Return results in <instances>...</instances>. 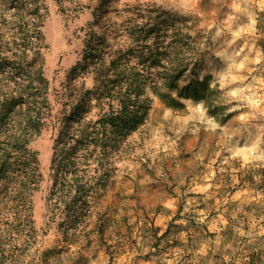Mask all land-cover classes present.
Wrapping results in <instances>:
<instances>
[{
	"label": "rangeland",
	"instance_id": "obj_1",
	"mask_svg": "<svg viewBox=\"0 0 264 264\" xmlns=\"http://www.w3.org/2000/svg\"><path fill=\"white\" fill-rule=\"evenodd\" d=\"M9 1L0 0V58L8 59ZM39 1L50 122L32 142L42 175L26 197L6 192L18 183H0V264H264V0ZM186 27L191 57L177 88L206 79L217 95L205 103L159 84L182 102L172 106L146 83L145 116L116 149L103 148V112L84 93L95 67L124 55L137 34L163 47ZM134 51L122 60L129 66ZM10 70L1 65L0 77ZM80 98L74 133L59 144L75 149L54 184L53 144ZM90 120L97 128L84 140L78 129ZM99 167L110 172L103 182ZM25 202V213L7 208Z\"/></svg>",
	"mask_w": 264,
	"mask_h": 264
},
{
	"label": "trees",
	"instance_id": "obj_2",
	"mask_svg": "<svg viewBox=\"0 0 264 264\" xmlns=\"http://www.w3.org/2000/svg\"><path fill=\"white\" fill-rule=\"evenodd\" d=\"M8 6L14 8L11 15L16 19L9 21L15 28L8 46L12 58H0V66L11 68L9 73L0 77V131H3L4 135V138L0 139V183H18L17 187L9 185L5 187L6 192L18 193L21 198H25L26 193L31 190L29 183L39 180L42 175L38 152L33 148L32 142L50 122L48 115L51 108L46 96L48 82L44 75L41 54L45 47V37L40 11L42 6L39 0H10ZM186 29L183 32H176V37L179 38L163 47L160 46L161 41L157 40V36H154L153 40L150 38V32L147 35L137 34L127 49L132 52L135 50L137 56L135 65L129 66L127 59L122 61L128 54L126 50L124 55L111 58L108 63L102 60L95 67L93 70L95 84L84 93L95 94L96 103L103 112L98 120L105 135L104 141L100 142L103 148L108 146L116 149L124 130L134 127L145 116L148 107L145 106L141 94L146 83L150 84L152 91L162 101L172 106L182 105V102L171 95L161 93L159 84L176 88L179 96L202 99L205 103H209L217 95L218 88L210 86L206 79H192L181 88H177V80L186 71L187 62L191 57V54L184 55L186 52L191 53L192 49L191 44L187 43L191 38L188 32L190 28ZM89 44L90 41L83 51L84 61L93 54L92 50H89ZM174 48L176 50L172 52ZM171 55H173L171 60H168ZM162 60H168L169 65L160 66ZM78 64L80 65V62ZM140 65L142 66L139 68ZM82 67L86 68L87 65L83 63ZM76 68L77 66H74L73 70ZM116 104L118 106H115ZM17 105L20 106L19 110H16ZM82 105L83 101L80 98L72 106L65 117L61 134L59 133L56 143L53 144L50 169L54 184L69 168L65 158L70 157V151L75 149V145L59 144L65 143L63 142L65 137L74 133L71 132V120L80 115ZM9 113H14L15 117L12 120H6ZM93 124L95 123L91 120L81 123L78 135L87 140L93 132L92 129L97 128ZM98 171L97 178L100 182L105 181L110 175L109 170L102 167H99ZM7 208L16 214H22L27 212L30 206L25 202Z\"/></svg>",
	"mask_w": 264,
	"mask_h": 264
}]
</instances>
